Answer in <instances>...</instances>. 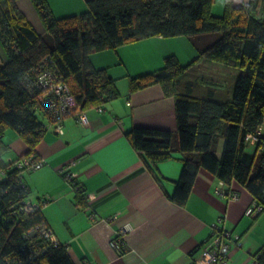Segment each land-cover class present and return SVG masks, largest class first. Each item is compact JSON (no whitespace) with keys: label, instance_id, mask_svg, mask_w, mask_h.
Instances as JSON below:
<instances>
[{"label":"trees","instance_id":"1","mask_svg":"<svg viewBox=\"0 0 264 264\" xmlns=\"http://www.w3.org/2000/svg\"><path fill=\"white\" fill-rule=\"evenodd\" d=\"M17 1L0 0V264H76L65 244L44 237L41 206L30 201L24 170L15 166L23 157L38 160L35 147L46 122H54L42 107L39 81L62 83L70 91L74 109L61 120L95 109L119 94L106 70L91 65L90 55L152 37H186L198 55L185 65L168 55L160 69L130 78V93L159 85L173 99L176 130L134 126L125 133L128 142L158 181L157 165L179 156L180 175L168 196L175 205L186 204L203 170L218 180L217 195L235 201L240 191L248 194L245 216L264 214V0H224L220 16L212 14L215 0H86V11L59 18L47 0H28L42 34ZM202 61L237 70L228 91L202 80L194 70ZM7 131H16L27 146L16 160L1 155ZM71 188L77 204H85L83 187L76 181ZM221 236L228 243L222 259L227 264L243 236L226 229L220 216L205 245ZM116 240L115 232L111 245ZM253 259L264 264V245Z\"/></svg>","mask_w":264,"mask_h":264},{"label":"crops","instance_id":"2","mask_svg":"<svg viewBox=\"0 0 264 264\" xmlns=\"http://www.w3.org/2000/svg\"><path fill=\"white\" fill-rule=\"evenodd\" d=\"M20 1L17 7L26 17ZM59 2L61 7L62 0ZM63 2L72 7L71 0ZM33 27L43 33L42 24V29ZM174 41L182 40L152 37L90 55L91 65L106 70L114 80L118 97L97 106L102 112L97 107L87 110L86 125L79 124L74 114L59 123L46 122L47 130L35 147L38 160L46 163L39 170L23 172L32 194L30 201L41 206L48 229L68 247L76 264L82 260L88 264H197L199 248L207 243L220 216L225 217L226 229L242 234L240 249L248 255L247 261L264 245V214L255 219L245 216L251 205L246 192L240 191L235 201L221 197L216 194L218 180L200 170L186 204L177 206L168 196L180 175L179 156L174 154L157 165L158 181L126 138V131L134 126L176 130L174 101L163 95L159 85L133 93L129 90L130 78L160 69L168 55L185 64L184 58L170 51ZM206 42L202 39V44ZM184 47L193 58L195 49L187 42ZM56 125L62 133L56 131ZM2 141L5 161L26 153L27 146L16 131L5 132ZM65 165H70L83 187L85 204H77L75 192L58 174V168ZM44 198L47 202L41 204ZM124 224L132 230L125 237V252L119 254L111 240ZM240 249L233 250L230 263L235 264Z\"/></svg>","mask_w":264,"mask_h":264},{"label":"built area","instance_id":"3","mask_svg":"<svg viewBox=\"0 0 264 264\" xmlns=\"http://www.w3.org/2000/svg\"><path fill=\"white\" fill-rule=\"evenodd\" d=\"M39 81L40 86L43 88L44 93L42 95V107L47 111L48 115L54 120L55 123H59L61 116L67 114L74 109L75 101L71 96L70 91L62 83L49 84L48 82ZM39 86V87H40ZM96 111L102 112V108L98 107ZM76 121L81 125L88 123L86 113L77 110L75 112ZM57 126V125H56ZM58 133H62L61 126L56 127ZM44 160L33 161L31 158L23 157L21 160L15 163V166L25 171H36L45 165ZM70 165H65L58 168V174L65 179L70 187L76 182V175L69 169ZM221 184V183H220ZM220 194L221 192L218 191ZM44 202H47L45 200ZM32 206L34 204L31 203ZM132 230V226L129 224L122 225L117 231V240L113 243V248L116 252H120L122 244L127 234ZM44 237L49 239L53 243H57L56 238L52 234L50 229L43 231ZM228 234L223 235L228 238ZM216 237L212 241H209L208 245L203 246L202 251L196 261L197 264H224L222 261L226 257L228 250V243L224 237ZM81 264H88L85 260L81 261ZM251 264H257L255 259L251 261Z\"/></svg>","mask_w":264,"mask_h":264},{"label":"rangeland","instance_id":"4","mask_svg":"<svg viewBox=\"0 0 264 264\" xmlns=\"http://www.w3.org/2000/svg\"><path fill=\"white\" fill-rule=\"evenodd\" d=\"M22 7L27 11V19L28 21L30 20L32 25L35 26L38 30L41 27V22L39 20V17L37 15V13L35 12L34 8L32 7V5L29 3V1L26 0H22L20 1ZM53 14L54 12L56 13L57 16H55L56 18H59L61 16H71V15H79L82 12L86 11L87 9V3L86 0H71L72 3V7L71 6H65L64 2L62 0V5L60 7V2L59 0H47ZM81 5H84V7H82ZM223 9H224V0H215L213 8H212V14L215 16H220L223 13ZM63 12V13H61ZM40 22V23H39ZM166 39H179L182 41H179V43H177L176 41H174V45L171 46L170 51L174 54H178L180 55V57L185 59V64L189 63L191 60H193L194 58L197 57V51L194 54L193 58H190V56H188V53H186L185 47L186 46V42L190 46L194 49V46L192 45V43L188 40V38L186 37H176V38H166ZM195 51V50H194ZM182 64V65H185ZM209 65L212 63H206L204 61L200 62L198 64V66H196L194 68V70H197L198 75L203 78L202 80L209 82L210 86H213L214 84L217 86H221L222 89H226L225 91H228V87L230 88L229 82L233 81V78L235 77V73H237V70L234 69H226L221 65L218 64H212V66H206L205 65ZM195 72V71H194ZM201 84V82H200ZM201 87H198L199 92H201L202 90L200 89ZM201 90V91H200ZM177 156V155H175ZM250 236H253L252 233H250ZM243 249H240L239 252H237L236 256H235V264H251L250 261H247L248 255L246 253H242ZM244 254V256L241 259H237L240 257V255ZM227 264H230V262H228Z\"/></svg>","mask_w":264,"mask_h":264}]
</instances>
